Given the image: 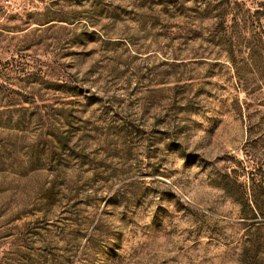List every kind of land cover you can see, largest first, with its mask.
<instances>
[{
  "label": "rangeland",
  "instance_id": "rangeland-1",
  "mask_svg": "<svg viewBox=\"0 0 264 264\" xmlns=\"http://www.w3.org/2000/svg\"><path fill=\"white\" fill-rule=\"evenodd\" d=\"M261 167L264 0H0V264H237Z\"/></svg>",
  "mask_w": 264,
  "mask_h": 264
},
{
  "label": "trees",
  "instance_id": "trees-1",
  "mask_svg": "<svg viewBox=\"0 0 264 264\" xmlns=\"http://www.w3.org/2000/svg\"><path fill=\"white\" fill-rule=\"evenodd\" d=\"M248 191L247 201L237 197L239 191L231 195L249 210L254 220L247 227L237 264H264V167L252 175Z\"/></svg>",
  "mask_w": 264,
  "mask_h": 264
}]
</instances>
